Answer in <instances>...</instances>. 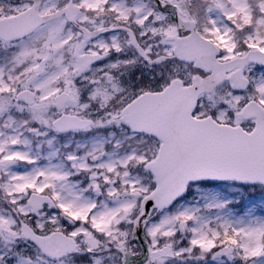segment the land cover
I'll list each match as a JSON object with an SVG mask.
<instances>
[{"label": "snow or ice", "instance_id": "1", "mask_svg": "<svg viewBox=\"0 0 264 264\" xmlns=\"http://www.w3.org/2000/svg\"><path fill=\"white\" fill-rule=\"evenodd\" d=\"M0 264H264V0H0Z\"/></svg>", "mask_w": 264, "mask_h": 264}]
</instances>
